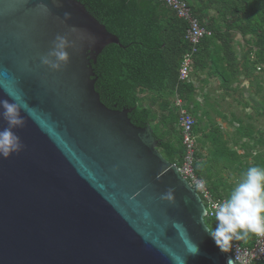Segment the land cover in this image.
I'll return each mask as SVG.
<instances>
[{"label": "water", "instance_id": "obj_1", "mask_svg": "<svg viewBox=\"0 0 264 264\" xmlns=\"http://www.w3.org/2000/svg\"><path fill=\"white\" fill-rule=\"evenodd\" d=\"M57 35L70 42L58 71L41 63ZM111 44L77 0H0V99L16 91L28 106L22 149L0 157V264H227L151 127L94 91L91 63Z\"/></svg>", "mask_w": 264, "mask_h": 264}, {"label": "trees", "instance_id": "obj_2", "mask_svg": "<svg viewBox=\"0 0 264 264\" xmlns=\"http://www.w3.org/2000/svg\"><path fill=\"white\" fill-rule=\"evenodd\" d=\"M77 1L115 35L121 45L106 46L97 56L95 64L91 63L93 76L90 79L94 80V91L100 102L108 109L131 110L127 117L133 125L151 127L155 117L150 108L143 107L139 95L146 92L155 95L151 106L159 99L160 111L166 114H161L156 123L161 132L156 134V130L151 129L159 141L158 151L166 161L178 165L183 153L181 132L179 127L176 129L178 109L167 101L176 94L183 102L182 107L195 121L193 134L197 144L194 170L214 199L222 200L231 189L227 182L218 179L215 167L228 170L231 175L235 173L240 178L247 167L264 166V152L260 154V148L264 146V132L259 133L250 123L232 113L230 118L222 115L220 120L229 123L228 126L233 128L231 133L224 132L221 126L210 128L212 125L208 132L202 133L204 130L200 123L209 117L210 112H217L218 109L216 103L207 102L211 100L207 95L202 97L203 103H206L200 106L192 83L178 80L180 60L189 50L184 40L187 28L184 21L177 19L157 0ZM184 1L199 25L211 33L197 46L193 74L205 71L210 77L217 78L218 88L222 91L221 100L225 94L236 91L231 88L232 84L241 77L248 81L249 89L258 94L263 89L264 76V0ZM209 11L214 16H209ZM234 34L240 35L246 47L239 59L233 46ZM256 70L261 71V77L254 75ZM259 103L263 101L259 100ZM243 106L248 104L243 103ZM254 112L256 115L263 113V106ZM199 133L201 138L196 140ZM171 134L176 135L174 140ZM229 145L239 148L241 153L229 148ZM239 178L232 179L237 181ZM205 223L208 228L214 226L213 218H206ZM253 238L254 235H250L241 242L250 247ZM249 239H252L251 242H248Z\"/></svg>", "mask_w": 264, "mask_h": 264}, {"label": "clouds", "instance_id": "obj_3", "mask_svg": "<svg viewBox=\"0 0 264 264\" xmlns=\"http://www.w3.org/2000/svg\"><path fill=\"white\" fill-rule=\"evenodd\" d=\"M69 43L66 36L57 35L52 50L41 57V63L52 70H60L69 62ZM5 92L10 99H0V117L7 124V127L0 129V157L8 158L23 147L14 129L24 126L21 111L28 110V106L19 92ZM204 183L201 181L200 187ZM161 198L172 201L173 190L169 189ZM201 215L207 217L209 209H203ZM211 216L214 226L208 229L209 235L222 252L231 250L233 240L244 241L250 235L264 236V166L253 165L243 170L227 196L212 205ZM188 250L196 254L198 246L190 244ZM172 259L173 264H185L184 257L173 256ZM238 259L229 257L227 264H236Z\"/></svg>", "mask_w": 264, "mask_h": 264}, {"label": "built area", "instance_id": "obj_4", "mask_svg": "<svg viewBox=\"0 0 264 264\" xmlns=\"http://www.w3.org/2000/svg\"><path fill=\"white\" fill-rule=\"evenodd\" d=\"M157 2L165 6L171 11L177 19L186 23V32L184 40L186 41L189 50L182 56L178 68V80L186 82L189 80L194 56L197 53V46L201 40L210 37L211 33L199 25L197 19L193 16L189 6L184 0H157ZM173 107L177 108L178 126L182 137L183 153L181 161L178 165L173 164L177 168V172L191 188L199 195L202 204L206 209H209V215L206 218H213L211 216L212 205L219 201L213 198L205 183L200 187L201 181L194 170L196 141L193 134L194 119L182 107V100L175 96L173 99ZM230 257H239L236 264H256L264 262V236L254 235L252 245L250 247L244 245L241 241L233 240L231 250L227 252Z\"/></svg>", "mask_w": 264, "mask_h": 264}, {"label": "rangeland", "instance_id": "obj_5", "mask_svg": "<svg viewBox=\"0 0 264 264\" xmlns=\"http://www.w3.org/2000/svg\"><path fill=\"white\" fill-rule=\"evenodd\" d=\"M209 16H214V13L212 11L208 12ZM248 39V38H246ZM244 41L243 39L240 37L239 34H234V39H233V46H234V50L236 53L237 58L239 59L243 50L246 49V47L244 46ZM255 76H259L261 77V71L256 70L254 72ZM263 80H262V90L257 94L254 93L253 89H249V87L247 89H245V87H239V85H241L242 83L240 82V84L238 85L236 83V85L234 86V84H232V89H235L236 91L230 94H225L223 100L218 98V94L217 92H219L221 89H217V86H215V84H218L217 82L214 81V84H207L205 86V90H203V88L201 89V91L203 93H206L208 98L211 99L210 101H207L209 103H216L217 104V109L218 111H214V112H210L209 113V117L208 118H204L202 120V122L200 123V126H202L203 128V132L202 133H206L209 131L210 128H216L221 126L222 123H219L221 120V116L225 115L226 118H230L229 114L232 113L235 117L242 119L245 122L250 123L254 129L258 130V132H264V76H262ZM196 83V82H195ZM246 84V83H245ZM199 87V86H198ZM197 87V88H198ZM218 95V96H216ZM222 95V91L221 94ZM200 97V96H199ZM196 98V97H195ZM218 99V101H217ZM197 102L199 103L200 106L204 105L206 102L203 103L202 98H198L196 99ZM259 100L263 101L262 104L259 103ZM243 103L248 104V108L243 106ZM261 106H263V113H259L258 115L255 114L254 110L256 108H260ZM261 110V109H259ZM247 116H250L251 118L248 119ZM159 118L158 116H156L155 121H157ZM229 123H226V127L225 129H222L224 132H232L231 127L227 126ZM210 125H212L213 127H210ZM216 125V126H215ZM159 126V125H158ZM158 126H154L152 125L151 128L156 130V134H158L159 132H161V127ZM178 124L176 126V129L178 128ZM210 127V128H209ZM209 128V129H208ZM208 129V130H207ZM178 130V129H177ZM177 130H175V132L177 133ZM222 131V132H223ZM229 135H226V138H229ZM172 139L174 140V138H176L175 134H171ZM201 138V135L199 133L196 134V140ZM197 144V141H196ZM198 148V145H197ZM261 153L263 155L264 152V146L262 148H260ZM259 152V149L257 150ZM241 153V152H240ZM203 154H205V152H203ZM205 156V155H204ZM249 161V160H248ZM217 174L218 179H221L222 182H227L229 184L230 187H232L236 180H233L232 178H239L237 174H232L230 172H228V170L223 171L220 168L215 167L214 170ZM225 189V188H224ZM223 192L225 193L226 190H223Z\"/></svg>", "mask_w": 264, "mask_h": 264}, {"label": "crops", "instance_id": "obj_6", "mask_svg": "<svg viewBox=\"0 0 264 264\" xmlns=\"http://www.w3.org/2000/svg\"><path fill=\"white\" fill-rule=\"evenodd\" d=\"M180 65V64H179ZM214 81L215 82H217L218 84H215V86H217V89H218V86H219V80L217 79V78H215V77H210L209 75H208V73L207 72H198L197 74H193V69H192V73H191V76H190V78H189V80H187L186 82H190V83H192V85H193V87L195 88V93H196V99H198V98H202V97H204V96H206L207 94L206 93H203L202 91H201V89L203 88V90H205V86L207 85V84H211V83H213L214 84ZM196 82V83H195ZM240 82L242 83L241 85H239L240 84ZM236 83L239 85V87L241 88V87H245V89H247L248 88V81L246 80V79H243L242 77L241 78H239L238 80H236L233 84H234V86L236 85ZM246 83V84H245ZM199 86V87H198ZM198 87V88H197ZM217 94L219 95H216V96H218V98H220L221 97V91H220V94H219V92H217ZM230 95H231V93H229ZM175 96H177L176 94L173 96V97H169V99L167 100V101H169L170 103V105L172 106V102H173V99L175 98ZM200 96V97H199ZM139 97H140V101H141V103L143 104V107H145V108H150L151 109V111H152V114H153V116L156 118V116H158V118L160 117V115L161 114H166L164 111H160V105H158V103H160V100L159 99H157V102L155 103V105L152 107L151 106V103H152V101L156 98V96L155 95H153V94H151V93H144V94H141V95H139ZM178 97V96H177ZM203 100V99H202ZM151 106V107H150ZM156 123H157V121H154L153 123H152V125H154V126H157L156 125ZM219 123H222L221 124V128L222 129H225V125H226V123L224 122V121H220ZM228 126V125H227ZM229 148H231V149H233V150H235V151H237V152H239L240 153V149L239 148H236V147H234V146H232V145H229ZM251 240L252 239H249V241L248 242H251ZM243 244H245L244 242H243Z\"/></svg>", "mask_w": 264, "mask_h": 264}]
</instances>
